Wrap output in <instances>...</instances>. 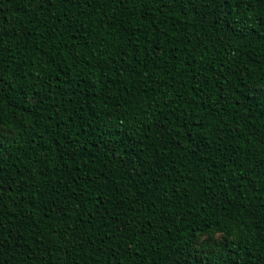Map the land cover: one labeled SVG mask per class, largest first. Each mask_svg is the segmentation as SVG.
I'll return each mask as SVG.
<instances>
[{"label": "trees", "instance_id": "1", "mask_svg": "<svg viewBox=\"0 0 264 264\" xmlns=\"http://www.w3.org/2000/svg\"><path fill=\"white\" fill-rule=\"evenodd\" d=\"M232 2L0 0V264H264V5Z\"/></svg>", "mask_w": 264, "mask_h": 264}, {"label": "snow or ice", "instance_id": "2", "mask_svg": "<svg viewBox=\"0 0 264 264\" xmlns=\"http://www.w3.org/2000/svg\"><path fill=\"white\" fill-rule=\"evenodd\" d=\"M220 2L223 5L225 3V0H220ZM241 2L244 3L245 8H248L250 6V4L259 3L261 5H264V0H247V2H245V0H241ZM229 7H231L233 13H236L240 6H239V4L235 3V0H233L232 4H230ZM239 14L244 15V12L240 11ZM227 15H228V13H225V16H227ZM261 15H264V13H261ZM261 72H262V74H264V69H261ZM262 87H264V85H262ZM5 104H6L5 101L0 100V118H2V116H3L2 108Z\"/></svg>", "mask_w": 264, "mask_h": 264}, {"label": "rangeland", "instance_id": "3", "mask_svg": "<svg viewBox=\"0 0 264 264\" xmlns=\"http://www.w3.org/2000/svg\"><path fill=\"white\" fill-rule=\"evenodd\" d=\"M214 238H216L217 240H218V239H221V238H222V235L217 234V235L214 236Z\"/></svg>", "mask_w": 264, "mask_h": 264}]
</instances>
